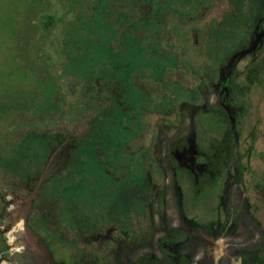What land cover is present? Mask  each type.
Here are the masks:
<instances>
[{"label": "flooded vegetation", "instance_id": "obj_1", "mask_svg": "<svg viewBox=\"0 0 264 264\" xmlns=\"http://www.w3.org/2000/svg\"><path fill=\"white\" fill-rule=\"evenodd\" d=\"M127 1L123 25L131 50L132 38L141 40L150 19H158L152 56L147 52L157 63L134 67L130 54L124 87L122 80L100 76L93 91L98 113L125 110L124 135L116 137L111 123L108 128L98 121L94 136L84 128L75 136L53 137V150L51 139L45 142L42 159L35 156L36 138L30 137L38 134L34 131L18 134L14 148H0L1 172L8 177L0 190V221H5L9 207L7 195L23 202L15 263L264 264V223L258 205L264 203V181L254 180L252 167L260 121L249 105L257 86L254 76L264 64V0H237L236 7L217 20V30L235 22L239 32L237 45L214 73L207 62L214 42L210 29L195 24L186 31V40L180 33L182 17L174 9L155 11L153 0ZM189 40L205 71L198 73L193 89L165 84L166 66L179 62L176 49ZM253 47L255 53L246 54ZM146 70L153 71L169 94L160 101L153 98V93L159 95L151 89L153 84L137 79ZM179 89L186 99L177 95ZM171 97L190 103L191 109L170 132L163 110ZM186 182L198 186L194 195L203 205L214 195L213 204L202 208L204 213L191 214ZM83 190H88L87 198ZM208 208L211 214L205 215ZM5 225L0 224V264L13 249L5 237L12 226ZM63 251L72 262L57 256Z\"/></svg>", "mask_w": 264, "mask_h": 264}, {"label": "rangeland", "instance_id": "obj_2", "mask_svg": "<svg viewBox=\"0 0 264 264\" xmlns=\"http://www.w3.org/2000/svg\"><path fill=\"white\" fill-rule=\"evenodd\" d=\"M126 1L0 0V148L7 150L14 148L19 136L34 131L40 135H48L35 136L37 143L35 156L37 159L44 158L45 142L51 139L50 143L53 142V145L50 146V150H53L55 146L53 137L68 138L77 135L86 127V122L94 114V108L89 109L79 99L80 86L81 88L83 86L80 81L83 78L88 80L90 76H99L100 66L104 64L111 66L116 64L115 61L125 70L126 57L130 54L132 56L130 59L133 60V64L138 65V68L147 64L151 67L157 63L156 59L150 60L148 55L152 56V48L156 45L155 28L158 19H150L148 27L141 32V40L136 39V42L132 40L131 48L134 47V50L130 53L126 34L123 33L126 29L123 25L126 19L124 11L128 10ZM236 2L237 0H229V4L227 0H153L152 5L155 11L165 7L177 11L176 16L181 15L180 33L186 40V31H190L191 26L195 24L197 27L211 30L214 42H212V55L208 57L207 62L210 63V67L212 66L209 70L214 73L218 62L225 59L227 53L237 45L239 32L237 23L228 22L222 25L220 31L217 30L218 24H216L217 20L223 19V12L233 9V6L236 7ZM161 12H157V15L160 16ZM167 14L173 15L172 12ZM136 15L137 13L134 14ZM45 23L48 28L45 27ZM245 23H249V18ZM120 28L124 31H119ZM191 43L192 41L189 40L186 45L180 44L176 49L179 62L176 65L166 66L163 75L165 84H179L182 89H193L196 86L198 73H203L205 70L201 69L203 61L194 57L196 54ZM202 50L204 51L205 48ZM207 50L210 48L208 47ZM253 50L254 47L248 49L249 52L246 54L255 53ZM120 53L124 56L120 57ZM262 67L259 75L254 76L257 77V86L251 91L249 105L260 121L254 152L256 156L253 157L252 165L253 178L261 179L263 182L264 64ZM152 72L146 70L140 73L137 79L153 84L151 89L159 90V95L153 93V98L160 101L162 96L169 94ZM124 75L125 73L122 72L118 76L123 78ZM177 95L182 99L188 97L181 89L177 90ZM171 98L172 102L163 110V115L166 117L165 128L170 129V132L177 126L178 118L183 117L185 112L189 114L191 109L190 103ZM213 98V95L209 97L208 104L213 102ZM92 101L95 102L94 98ZM151 114L150 119L156 122V114ZM187 117L188 115L186 120ZM166 179L171 180V176L167 173ZM6 182L8 177L3 175L0 166V190L6 186ZM183 186L187 191L189 190L188 208L191 214H196L197 211L202 214L206 206L213 204L214 195H210L207 200L210 204L206 202V205H203L202 200L198 201L194 195L198 186H192L187 182ZM81 195L87 198L88 190H83ZM5 198L9 200V207L5 221H0V224L2 227L8 226L5 225L6 223L12 226L11 232L5 237L13 245V249L3 257L2 264H16L14 254L19 249L17 245H21L16 236L19 233L18 228L23 224V218L20 217L18 210H20L19 204L23 202L14 194H9ZM258 205L261 208L259 217L264 223V203ZM209 208L205 211V215L211 214ZM261 255H264V252ZM57 256L72 262L70 254L65 251L58 252Z\"/></svg>", "mask_w": 264, "mask_h": 264}, {"label": "trees", "instance_id": "obj_3", "mask_svg": "<svg viewBox=\"0 0 264 264\" xmlns=\"http://www.w3.org/2000/svg\"><path fill=\"white\" fill-rule=\"evenodd\" d=\"M127 2L128 1H126V3ZM45 27L46 28L49 27L47 25V23H45ZM123 31H124V29H122V32ZM125 31L123 33L126 34V37H127L126 42H127L128 41V35ZM136 39L137 38H132V40H134L135 42H136ZM133 50H134V47L130 51L132 52ZM123 56H124V54L120 53V57H123ZM149 59L151 60V58H149ZM146 60L148 62V58H146ZM114 63H116V64H113L111 66H108L107 64L100 66L101 74L99 76L93 75V76H90L88 78V80H86V78H83V80H81V81L79 80L83 85L82 88L80 86L79 91H81V93L79 94L80 95L79 99L81 101H84V104L89 109L94 108V114H92L91 115L92 117L88 119V121H87L88 125L86 124V127H85V128H88L91 130L90 135H92V136L95 135V130L93 127L95 126V123L98 121H102V122L106 123L108 128H109L108 124L111 123L112 132L115 134L116 137H120V136L124 135L123 127H124V119H125V110L123 108H119V110L114 111V112H108V111L102 110L100 113H98L97 109L95 108V103H93V101H92V99L94 97L92 92L94 91V88H95V81L100 76L105 78L106 80H111V81H114L115 79L122 80L121 84L123 85L122 87H124V77L121 78L118 75H119V73H122V72L125 73V70H124V68H122L119 65L120 64L119 62L115 61ZM145 64H147V63H145ZM134 67H136V64H134ZM81 83L78 82V84H80V85H81ZM117 87H118V85H117ZM123 98L124 97H122V99ZM35 136H37V134H31L30 135V137H35ZM38 136H39V134H38ZM7 159L12 160L10 157H8Z\"/></svg>", "mask_w": 264, "mask_h": 264}]
</instances>
